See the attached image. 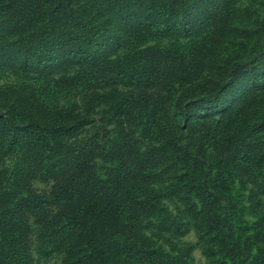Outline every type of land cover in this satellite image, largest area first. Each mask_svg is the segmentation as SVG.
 Segmentation results:
<instances>
[{
	"label": "rangeland",
	"instance_id": "374dc122",
	"mask_svg": "<svg viewBox=\"0 0 264 264\" xmlns=\"http://www.w3.org/2000/svg\"><path fill=\"white\" fill-rule=\"evenodd\" d=\"M3 45L0 264H230L212 205L264 264V0H0Z\"/></svg>",
	"mask_w": 264,
	"mask_h": 264
},
{
	"label": "trees",
	"instance_id": "16d2710c",
	"mask_svg": "<svg viewBox=\"0 0 264 264\" xmlns=\"http://www.w3.org/2000/svg\"><path fill=\"white\" fill-rule=\"evenodd\" d=\"M5 47L4 45L0 48V56H5ZM45 49L43 47L39 48L38 52H42ZM24 63L27 64L28 66L31 63V58H27L24 60ZM40 65L44 63V59L39 60ZM55 113V112H53ZM8 112L3 113L0 116V120H5L7 118ZM202 191V190H201ZM204 193V200L209 203V200L215 199L218 200V198L214 197L212 194L207 195L206 191H202ZM145 206H148L147 204ZM226 209V210H225ZM232 218V213L230 210L229 206H225L224 209L222 206L218 205H212L209 206V214H208V229L205 230L208 232H212L215 234L216 238L214 241H218L221 248L225 249L228 254H227V260L230 262V264H237V261H239L242 257V255H245V248H242L241 246L237 247L236 246V238H238L235 234H233V229L234 225L233 222L231 221ZM105 221L106 219L103 220V226H105ZM77 225V224H76ZM81 225V224H78ZM108 228L111 227L110 223L106 224ZM134 225V222H130L127 227H132ZM75 226L74 223L70 222L62 227V230H65L69 232L70 229H72ZM98 227H94L93 231L95 232ZM100 237L103 239V236L100 235ZM96 239L94 235L90 236V242H89V247L94 246L93 241ZM92 241V242H91ZM132 244L129 246H125L123 248V252L118 253L115 255V253H110L108 254L107 252H101V250L92 248L93 254L95 256H100L102 258V262L108 261L109 258H111V261H114L117 256H125L126 260L129 259L133 254L132 252L139 251V256L142 260V262H148V263H155L156 262V257H157V250L152 249V246L147 242V239H141L140 241L137 242V247H132ZM139 249V250H138ZM256 251L260 250V246H255ZM22 250V249H21ZM100 251V252H99ZM252 253V252H251ZM91 254L90 257H93L94 255ZM89 257V258H90ZM95 257V258H96ZM107 259V260H106ZM110 261V260H109Z\"/></svg>",
	"mask_w": 264,
	"mask_h": 264
}]
</instances>
